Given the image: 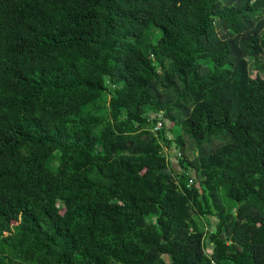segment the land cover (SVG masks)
Segmentation results:
<instances>
[{
	"label": "trees",
	"instance_id": "16d2710c",
	"mask_svg": "<svg viewBox=\"0 0 264 264\" xmlns=\"http://www.w3.org/2000/svg\"><path fill=\"white\" fill-rule=\"evenodd\" d=\"M208 255L264 264V0H0V264Z\"/></svg>",
	"mask_w": 264,
	"mask_h": 264
},
{
	"label": "rangeland",
	"instance_id": "374dc122",
	"mask_svg": "<svg viewBox=\"0 0 264 264\" xmlns=\"http://www.w3.org/2000/svg\"><path fill=\"white\" fill-rule=\"evenodd\" d=\"M166 126H168V128H169L170 127V124L169 123H166ZM171 130L174 133V135H176L178 132L181 133L185 137V139L189 142L188 134L186 133L185 129L182 127L181 124L180 125H174V126H172L171 127ZM204 145H206V144H204Z\"/></svg>",
	"mask_w": 264,
	"mask_h": 264
},
{
	"label": "crops",
	"instance_id": "0c3cea01",
	"mask_svg": "<svg viewBox=\"0 0 264 264\" xmlns=\"http://www.w3.org/2000/svg\"><path fill=\"white\" fill-rule=\"evenodd\" d=\"M172 151H173L171 152L172 154H170V161L173 163L174 167H176L178 164V161L174 154L175 149H173Z\"/></svg>",
	"mask_w": 264,
	"mask_h": 264
},
{
	"label": "built area",
	"instance_id": "2783aa9c",
	"mask_svg": "<svg viewBox=\"0 0 264 264\" xmlns=\"http://www.w3.org/2000/svg\"><path fill=\"white\" fill-rule=\"evenodd\" d=\"M163 126V123H159L158 125V128L162 127ZM193 181H190V183H192ZM208 257L210 258L211 260V264H217V262L215 261L214 258H212L211 256L208 255Z\"/></svg>",
	"mask_w": 264,
	"mask_h": 264
},
{
	"label": "water",
	"instance_id": "95a60500",
	"mask_svg": "<svg viewBox=\"0 0 264 264\" xmlns=\"http://www.w3.org/2000/svg\"><path fill=\"white\" fill-rule=\"evenodd\" d=\"M158 118H161V114L158 115Z\"/></svg>",
	"mask_w": 264,
	"mask_h": 264
}]
</instances>
